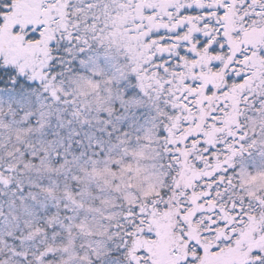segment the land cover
Segmentation results:
<instances>
[{
    "label": "snow or ice",
    "instance_id": "obj_1",
    "mask_svg": "<svg viewBox=\"0 0 264 264\" xmlns=\"http://www.w3.org/2000/svg\"><path fill=\"white\" fill-rule=\"evenodd\" d=\"M0 264H264V0H0Z\"/></svg>",
    "mask_w": 264,
    "mask_h": 264
}]
</instances>
